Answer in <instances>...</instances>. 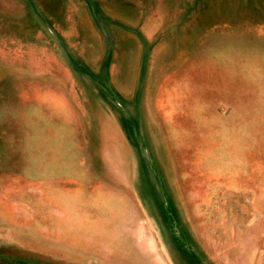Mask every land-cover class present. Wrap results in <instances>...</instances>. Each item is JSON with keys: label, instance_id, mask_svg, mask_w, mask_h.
Instances as JSON below:
<instances>
[{"label": "rangeland", "instance_id": "rangeland-1", "mask_svg": "<svg viewBox=\"0 0 264 264\" xmlns=\"http://www.w3.org/2000/svg\"><path fill=\"white\" fill-rule=\"evenodd\" d=\"M0 264H264V0H0Z\"/></svg>", "mask_w": 264, "mask_h": 264}]
</instances>
